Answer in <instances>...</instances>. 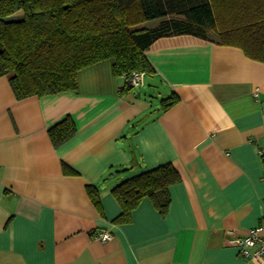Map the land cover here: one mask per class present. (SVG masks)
Returning <instances> with one entry per match:
<instances>
[{"label":"crops","instance_id":"obj_1","mask_svg":"<svg viewBox=\"0 0 264 264\" xmlns=\"http://www.w3.org/2000/svg\"><path fill=\"white\" fill-rule=\"evenodd\" d=\"M146 55L158 95L179 97L166 111L126 89L113 58L79 71L76 92L19 100L0 78V264H264L229 241L264 237V63L212 36L163 37ZM67 116L77 132L55 147ZM164 164L181 177L167 215L145 198L115 224L114 187Z\"/></svg>","mask_w":264,"mask_h":264},{"label":"trees","instance_id":"obj_2","mask_svg":"<svg viewBox=\"0 0 264 264\" xmlns=\"http://www.w3.org/2000/svg\"><path fill=\"white\" fill-rule=\"evenodd\" d=\"M19 11L22 17H13ZM157 20L156 27L143 26ZM177 35L212 36L264 63V0H0V78L11 76L16 98L23 100L76 92L79 71L110 58L115 76L151 75L147 51L160 38ZM178 101L177 95L162 100V111ZM76 132L67 116L49 136L60 147ZM180 179L172 164L127 178L112 190L122 209L114 223H130L145 198L166 216L170 189ZM87 192L102 214L98 186Z\"/></svg>","mask_w":264,"mask_h":264},{"label":"built area","instance_id":"obj_3","mask_svg":"<svg viewBox=\"0 0 264 264\" xmlns=\"http://www.w3.org/2000/svg\"><path fill=\"white\" fill-rule=\"evenodd\" d=\"M146 74L143 72H134L129 76L131 87L142 88L144 86ZM259 154L264 166V147L259 150ZM264 180V176H263ZM112 238L111 233L103 232L96 236V239L107 242ZM230 243L239 248L241 257L259 262L264 258V237L260 233V228L249 230L248 234L242 238H231Z\"/></svg>","mask_w":264,"mask_h":264},{"label":"rangeland","instance_id":"obj_4","mask_svg":"<svg viewBox=\"0 0 264 264\" xmlns=\"http://www.w3.org/2000/svg\"><path fill=\"white\" fill-rule=\"evenodd\" d=\"M146 86L142 88H130V91H132L134 94H137V92L142 93V98L146 99L150 104L155 103L156 105L162 106V100L166 99L165 94L163 96H159L158 93H161L162 90L158 89L157 87L160 85L153 84L150 82V75H147Z\"/></svg>","mask_w":264,"mask_h":264},{"label":"water","instance_id":"obj_5","mask_svg":"<svg viewBox=\"0 0 264 264\" xmlns=\"http://www.w3.org/2000/svg\"><path fill=\"white\" fill-rule=\"evenodd\" d=\"M127 85H128L129 87H131L130 80H127ZM138 95H139V94H138ZM112 176H115V174H113V175H111V176H107V179H108V178H111Z\"/></svg>","mask_w":264,"mask_h":264}]
</instances>
